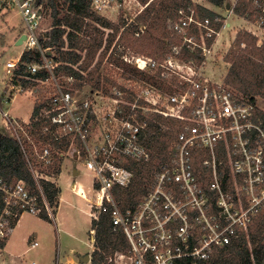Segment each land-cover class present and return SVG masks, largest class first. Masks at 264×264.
<instances>
[{
	"label": "built area",
	"instance_id": "2783aa9c",
	"mask_svg": "<svg viewBox=\"0 0 264 264\" xmlns=\"http://www.w3.org/2000/svg\"><path fill=\"white\" fill-rule=\"evenodd\" d=\"M238 1H226L228 15L218 14L214 19L223 22L219 30L210 18L201 19L195 9L180 11L172 36H179L182 43L173 44L163 59L135 55L118 46L114 55L124 63L158 74L163 81L176 77L177 84L168 85L172 91L125 77L124 71L109 61L115 45L107 57L112 72L106 74L113 84L104 91L91 85L77 88L74 76L56 75L52 49L48 47L52 37L43 32L48 9L45 2L0 0V11H16L22 19L23 30L17 42L25 36L20 56L10 59L5 68L14 76L23 64L22 56L36 53L38 62L24 64L27 79L48 90L44 101L55 110L49 122L42 125V136H36L27 128L29 123L16 120L0 105L4 129L20 144L38 189L33 193L23 180L0 176V249L23 214L40 217L46 213L54 219L57 208L51 207L41 183L57 185L68 159L81 163L93 175L90 189L80 185L75 188L76 194L89 202L92 222L97 224L103 214L109 213L114 227L123 231L129 243V252L116 253L109 263L208 264L217 250L248 234L253 219L264 211V118L257 114L256 103L225 82L207 80L202 71L214 43L229 26L228 18L236 14ZM253 2L259 13L253 20L246 19L264 30V0ZM126 3L92 0L91 8L102 15L126 10ZM124 19H128L126 15ZM192 27L198 36L190 34ZM140 29L136 36L143 33ZM208 39H213L211 46ZM183 47L201 51L202 62L182 59ZM39 74L44 77L33 79ZM12 89L17 94L29 92L14 83ZM15 95L12 92L4 102ZM148 112L183 120L185 125L172 144L169 161L160 165L145 196L137 206L123 209L113 191L132 185L135 173L127 163L151 159L141 140L147 121L138 118V113ZM65 143L67 148L63 147ZM91 233L94 246L95 227ZM36 246L37 241L32 243Z\"/></svg>",
	"mask_w": 264,
	"mask_h": 264
},
{
	"label": "trees",
	"instance_id": "16d2710c",
	"mask_svg": "<svg viewBox=\"0 0 264 264\" xmlns=\"http://www.w3.org/2000/svg\"><path fill=\"white\" fill-rule=\"evenodd\" d=\"M41 1L52 9L53 22L48 33L52 40L48 47L52 49L55 73L57 76H74L77 80V88L91 85L96 89L107 91L113 81L101 72V68L115 45L109 61L121 68L125 77L157 84L172 91L165 85L177 84L176 77L163 81L158 74H148L124 63L120 57L114 55L118 46L130 50L135 55L165 58L173 44L182 43L179 36H172L173 24L179 20L180 11L188 13L190 9H195L201 19L210 18L217 30L223 25V22L214 21L218 14L195 4L194 0H138L144 9L131 24H127L123 19L116 24L96 14L91 8L92 0ZM207 1L216 7H224L226 3V0ZM235 13L253 20L259 12L253 0H239ZM141 25L145 26L146 30L140 36H136L140 32ZM190 34L198 36L195 27L191 28ZM207 44L211 46L213 39H208ZM200 55L199 50L191 52L187 47H183L181 57L184 60L193 58L201 63L203 57ZM38 61L39 57L36 53H25L22 56L23 64L15 71L14 76L18 78L16 83L20 81L25 89L37 86L35 81L27 79L29 74L24 64ZM225 61L230 65L225 84L253 103H256L258 98L264 99V43L258 45L256 36L245 30L239 31ZM43 77V74H39L33 79ZM54 113L55 110L45 101L36 103L27 127L31 134L42 136V125L49 122ZM257 114L264 118V112L258 110ZM138 118L147 121L141 133V140L151 152V159L148 162L130 160L127 163V166L134 171L135 179L129 187H117L113 191L116 201L123 209L137 206L145 196L160 165L169 161L172 144L185 125L183 120L165 117L159 113L148 112L146 115L138 113ZM67 145L68 143H65L63 147L67 148ZM0 176L11 181L23 180L31 192L38 193L20 144L7 134H0ZM41 187L51 207L58 208L60 195L58 186L43 181ZM40 218L51 220L46 213ZM92 225V229L96 228L95 249L92 255L94 264H112L109 263L110 257L118 252H129V243L125 234L120 228L114 227L109 213L103 214L100 221L97 224L92 222ZM262 239H264V211L253 219L247 235L243 234L237 243L217 250L214 259L208 264H264V246L260 252H254Z\"/></svg>",
	"mask_w": 264,
	"mask_h": 264
},
{
	"label": "rangeland",
	"instance_id": "374dc122",
	"mask_svg": "<svg viewBox=\"0 0 264 264\" xmlns=\"http://www.w3.org/2000/svg\"><path fill=\"white\" fill-rule=\"evenodd\" d=\"M207 2V0H194V3L200 6ZM45 4L48 9L46 11V19L43 27L44 33L49 32L53 22L52 9L47 3ZM142 6L143 5L138 0H127L126 10H110L103 13L102 16L106 17L111 22L119 24L122 19L125 21L124 16L126 15L128 19L125 22L134 23L135 21L133 20L139 14ZM61 7H63V5H61ZM140 28H142L143 32L146 30V27L143 25H141ZM140 28L139 30H141ZM22 30L23 22L16 11H0V105L12 117L16 118V120L29 123L22 120L29 119L33 105L41 101L43 102L48 94V90L42 85H37L29 88L28 93L17 94V91L11 88V85L15 83L18 78L8 73L5 66L10 59L19 57L23 50L22 46H16L14 42L15 37L18 36ZM232 35L233 33L230 34L226 30L222 34V40L228 43ZM234 41L230 47L227 48L226 45H224L221 50L212 53L208 57L202 69L203 74L206 75L210 71L216 77L215 81H225L224 74L226 69L228 70V63L225 61V57L234 45ZM111 68L106 58L102 65L101 72L108 74L107 72H112ZM165 87H168V85H165ZM12 92L16 93V95L10 96L12 97L11 101L4 102L6 96H9ZM258 99L257 102L259 107L264 109V100ZM0 134H7L1 118ZM73 168L81 170V176L79 172L74 174ZM71 177L73 178V182L80 181L87 187L93 186V175H91L90 172L87 173L81 163L69 159L64 162L62 176L58 182L64 190V197L69 199L72 204H63L57 221L59 225H56L52 219L47 221L28 213L22 215L16 234L19 240V251L25 252L23 257L20 258V262L23 264H81L79 255L92 252L91 229L93 225L90 215L87 214L90 204L73 194L70 189H67ZM75 188L74 186V189ZM24 236L36 238L39 245L35 249H29L30 244L22 240ZM263 246L264 239L261 240V244L257 246V249H254V252H260ZM74 250L76 253L73 252ZM72 261L74 262L72 263ZM82 264L94 263L87 262Z\"/></svg>",
	"mask_w": 264,
	"mask_h": 264
},
{
	"label": "crops",
	"instance_id": "0c3cea01",
	"mask_svg": "<svg viewBox=\"0 0 264 264\" xmlns=\"http://www.w3.org/2000/svg\"><path fill=\"white\" fill-rule=\"evenodd\" d=\"M201 6L207 8L208 10L213 11V12L216 13V14H220V15H222V16H224V17L228 15V12H227L228 7H227V6H226V7H216V6H214L213 4H211V3H209V2H207V3H205V4H201ZM228 24H229V26L226 27V28L222 31V34H223V32L226 31V30H227L230 34L233 33L230 42L227 43V41L222 40V34H221V35L219 36V38L216 40V42L214 43V45H213V51H212V53H216L218 50H221L222 47H223L224 45H226L227 48L230 47L231 44H232V42L235 40V38H236L238 32H239V31H242V30H245V31H247V32H249V33H251V34H253L254 36H256V38L258 39V45H262V44L264 43V30H263V29H259L257 26L253 25V24H252L250 21H248L245 17L238 16L237 14L232 15V16H230V17L228 18ZM16 39H17V36H16L15 39H14V42H15V44H16V46H17V43H18V42H17ZM229 67H230V65L228 64V70H229ZM228 70L226 69V72H225V74H224V75H225L224 77H226V75H227V73H228ZM204 77H205L207 80L211 81V82H216V83H222V82H224L223 80L215 81V78H216V77H215L214 74L211 73L210 71H209L208 74H206V75L204 74ZM222 79H223V78H222ZM14 84H15V86H19V85H21V83L18 82V81H17V83L15 82ZM11 88H12V85H11ZM10 92H11V91H10ZM11 99H12V98H11ZM260 99H261V98H260ZM258 100H259V99H258ZM262 100H264V99H262ZM256 104H257V106H258V110H260L261 112H264V109H262V108L259 107L258 102H256ZM34 106H35V104L33 105V109H32V111H31V115H30L29 119H28V120H22V121L30 122V118H31L32 113H33V110H34ZM76 169H77V168H73V172H74ZM85 171H87V170L85 169ZM77 172H79V173H80V176H81L82 171L77 169ZM87 173H89V171H87ZM74 174H75V172H74ZM91 175H92V174H91ZM61 176H62V173L60 174L58 181L61 179ZM80 176H79V177H80ZM72 180H73V178L71 177L70 180H69V184H68L67 189H70L71 192H72L73 194H75V195H77V194H76V192H75L74 186L77 187L78 185H80V186H82L84 189H90V188H91V187H87L85 184L81 183L80 181H74V182H73ZM58 181H57V186H58V188L60 189V195H59V206H58V208H57V210H56V214H55L54 219H52V220H54V223H55L56 225H59V223H58L57 221H58V219H59V214L61 213V210H62L63 204H64V203H68V204L70 203V204H72V203L69 201V199H66V198L64 197V190H63L62 186L59 184ZM77 196H78V195H77ZM80 199H81V198H80ZM82 200H83V199H82ZM84 201H85V200H84ZM85 202H87V201H85ZM87 203H88V202H87ZM90 210H91V209H90V207H89V210L87 211V214H88V215H89V213H90ZM21 218H22V216L20 217V219H19L18 222L16 223V226H15V228H14V231H13L12 234L10 235V237H9L7 243L5 244V246H4L2 249H0V264H23L22 262H20V258L23 257V255L25 254V252H21V251H19V240L17 239L18 237H17V234H16L17 229H18V227H19V223H20V221H21ZM91 231H92V229H91ZM15 234H16V236H15ZM31 236H34V235H31ZM22 240H24L25 242H27L28 244H30L29 249H35V248L37 247V246H36V247H32V243L35 242V241H37L36 238L30 237V236H24V237H22ZM37 242H38V241H37ZM38 245H39V242H38ZM94 249H95V247L93 246V250H92L91 253H87V254H85V255H79L80 260H81L84 256H87V255L90 256V260H89V261H86V262H82V261H81V264H82V263H87V262H92V255H93ZM26 251H27V250H26ZM73 252L76 253L75 250H74ZM73 262H74V261H72V263H73Z\"/></svg>",
	"mask_w": 264,
	"mask_h": 264
},
{
	"label": "water",
	"instance_id": "95a60500",
	"mask_svg": "<svg viewBox=\"0 0 264 264\" xmlns=\"http://www.w3.org/2000/svg\"><path fill=\"white\" fill-rule=\"evenodd\" d=\"M24 39H25V36L23 35V36L21 37V39L18 41L17 46H20V45L22 44V41H23ZM74 172H75V174H76V173H77V170H75ZM89 260H90V256H89V255L84 256V257L81 259L82 262H86V261H89Z\"/></svg>",
	"mask_w": 264,
	"mask_h": 264
}]
</instances>
